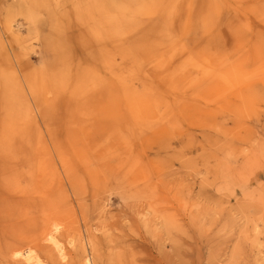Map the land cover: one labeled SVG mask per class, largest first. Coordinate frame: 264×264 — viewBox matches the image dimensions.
Returning a JSON list of instances; mask_svg holds the SVG:
<instances>
[{"label":"rangeland","instance_id":"rangeland-1","mask_svg":"<svg viewBox=\"0 0 264 264\" xmlns=\"http://www.w3.org/2000/svg\"><path fill=\"white\" fill-rule=\"evenodd\" d=\"M19 249L264 264V0H0V264Z\"/></svg>","mask_w":264,"mask_h":264},{"label":"bare ground","instance_id":"bare-ground-1","mask_svg":"<svg viewBox=\"0 0 264 264\" xmlns=\"http://www.w3.org/2000/svg\"><path fill=\"white\" fill-rule=\"evenodd\" d=\"M54 227V229L55 230H57V225L56 224H54L53 225ZM48 239H49V241L51 242V243H53V245H55V248H57V249H60L61 250V247L59 248V244H58V242L56 241V239L53 237V236H48ZM15 258L17 257H19V258H23L25 261H27L28 262V264H30L31 262H32V260H33V251H31L30 249H24V250H22V249H19V250H16L15 252H14V255H13ZM87 262V261H86ZM35 263V262H34ZM32 264V263H31Z\"/></svg>","mask_w":264,"mask_h":264}]
</instances>
